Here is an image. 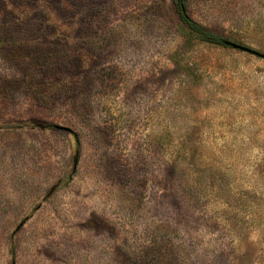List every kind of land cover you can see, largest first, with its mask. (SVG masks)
<instances>
[{"label": "rangeland", "instance_id": "obj_1", "mask_svg": "<svg viewBox=\"0 0 264 264\" xmlns=\"http://www.w3.org/2000/svg\"><path fill=\"white\" fill-rule=\"evenodd\" d=\"M264 55V0H187ZM0 264H264V58L171 0H0Z\"/></svg>", "mask_w": 264, "mask_h": 264}, {"label": "trees", "instance_id": "obj_2", "mask_svg": "<svg viewBox=\"0 0 264 264\" xmlns=\"http://www.w3.org/2000/svg\"><path fill=\"white\" fill-rule=\"evenodd\" d=\"M171 3L173 8L179 15L180 21L191 34H193L200 41L206 44L224 46L223 41L225 39L213 33L208 28L194 21L187 15L186 13L187 0H171Z\"/></svg>", "mask_w": 264, "mask_h": 264}, {"label": "water", "instance_id": "obj_3", "mask_svg": "<svg viewBox=\"0 0 264 264\" xmlns=\"http://www.w3.org/2000/svg\"><path fill=\"white\" fill-rule=\"evenodd\" d=\"M223 44L226 45V46H230L234 49H238V50H241V51H244V52H248V53H251V54H254V55H257V56H260V57H263L264 58V55L263 54H260L246 46H243V45H240V44H236V43H233V42H230L228 40H224L223 41Z\"/></svg>", "mask_w": 264, "mask_h": 264}]
</instances>
